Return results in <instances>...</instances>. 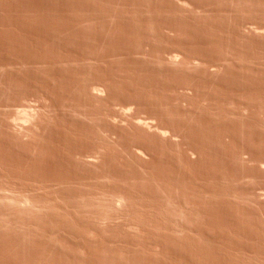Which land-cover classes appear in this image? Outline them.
Instances as JSON below:
<instances>
[{"label": "rangeland", "instance_id": "1", "mask_svg": "<svg viewBox=\"0 0 264 264\" xmlns=\"http://www.w3.org/2000/svg\"><path fill=\"white\" fill-rule=\"evenodd\" d=\"M0 201V264H264V0H0Z\"/></svg>", "mask_w": 264, "mask_h": 264}, {"label": "bare ground", "instance_id": "2", "mask_svg": "<svg viewBox=\"0 0 264 264\" xmlns=\"http://www.w3.org/2000/svg\"><path fill=\"white\" fill-rule=\"evenodd\" d=\"M260 29V28H259ZM255 30V29H254ZM174 56V55H173ZM93 90H94V88H93ZM97 90V89H96ZM96 90H95V92H96ZM99 91V90H98ZM89 157V156H88ZM85 160H87V158L85 159ZM7 189V188H6ZM2 190V189H1ZM9 190V189H8ZM4 191V190H3ZM15 195V194H14ZM19 197V196H18ZM5 198V197H4ZM26 198V197H25ZM25 198H9L8 199V203H9V205H11V206H13V205H15V207L16 206H28L29 204L31 205V203L29 202L30 200H28V199H25ZM123 198V197H122ZM114 199V198H113ZM108 200V199H107ZM2 201V200H1ZM1 201H0V203H1ZM4 201H6V199L5 200H3V202L2 203H5ZM35 202H36V200H34ZM116 204H119V203H121L123 200L121 199V197H118V198H116L115 200H113ZM99 202V201H98ZM112 202V200L110 201V203ZM114 202H112V203H114ZM89 203V202H88ZM124 203V202H123ZM86 204V203H85ZM97 204V203H96ZM105 204V203H104ZM122 204V203H121ZM4 205V204H3ZM7 205V204H6ZM34 205V204H33ZM39 205H41V204H39ZM43 205H45V204H43ZM49 205V204H48ZM99 205V204H98ZM115 205V204H114ZM113 206V205H112ZM118 206H120V205H118ZM14 207V208H15ZM38 207V206H37ZM36 207V208H37ZM48 207V206H47ZM97 207V206H96ZM108 207V206H107ZM11 208V207H10ZM20 208V207H19ZM25 208V207H24ZM114 208H116V207H114ZM122 208V207H121ZM26 209V208H25ZM34 209H35V207H34ZM33 209V210H34ZM41 209V208H40ZM105 209V208H104ZM21 210H22V208H21ZM30 210V209H29ZM119 210V209H118ZM24 212H25V210H24Z\"/></svg>", "mask_w": 264, "mask_h": 264}]
</instances>
